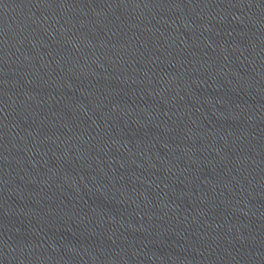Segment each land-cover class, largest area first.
<instances>
[{"label": "water", "instance_id": "water-1", "mask_svg": "<svg viewBox=\"0 0 264 264\" xmlns=\"http://www.w3.org/2000/svg\"><path fill=\"white\" fill-rule=\"evenodd\" d=\"M0 264H264V0H0Z\"/></svg>", "mask_w": 264, "mask_h": 264}]
</instances>
